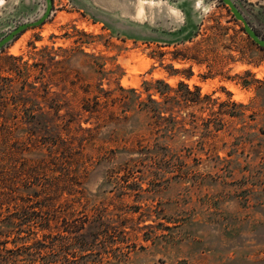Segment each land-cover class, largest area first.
Segmentation results:
<instances>
[{
  "label": "rangeland",
  "instance_id": "1",
  "mask_svg": "<svg viewBox=\"0 0 264 264\" xmlns=\"http://www.w3.org/2000/svg\"><path fill=\"white\" fill-rule=\"evenodd\" d=\"M230 1L264 40V0ZM48 4L42 24L0 50V79L15 77L8 57L39 65L14 81L35 88L12 120L30 151L15 155L54 172L44 173L46 191L0 181V221L22 200L59 212L48 224L0 223L5 248L38 240L49 254L54 237L68 235L65 220L101 214L121 235L91 252L71 246L73 264H264V48L243 22L222 0H0V39ZM94 98L101 108L90 114L83 101ZM158 108L161 121L149 112ZM4 149L0 138V160ZM63 170L58 191L49 180L64 183Z\"/></svg>",
  "mask_w": 264,
  "mask_h": 264
},
{
  "label": "trees",
  "instance_id": "2",
  "mask_svg": "<svg viewBox=\"0 0 264 264\" xmlns=\"http://www.w3.org/2000/svg\"><path fill=\"white\" fill-rule=\"evenodd\" d=\"M5 60L12 62L11 67H9V71L11 74H14L15 77L11 79H4L3 81L2 79H0V138L2 140V146L5 148L3 154H8V157H4L6 166L0 168V181L4 183L12 182L13 185H15V183L18 181L20 183H23V186L26 187H30V185L34 184L32 183V181L43 182V185L41 187L43 191H46L48 185L44 182H48V178H46V174L44 173L48 170L53 171V169L48 168L49 165L45 159L34 161L16 157L15 153L17 151L15 150H17V148L20 147V150L23 149L25 151H30V149L26 145H21L22 142L15 136L16 131L20 127L16 123L17 121L12 122V120L16 118V116H14L16 111L19 113L23 112V114H25L29 110L27 107L29 104H31V101H33V96L31 94H33V91L35 89L33 86H31L30 83L27 82H23L21 87L19 89H16V87L14 86V81H19L20 78L25 75L26 77H28V73L31 70L30 68H38L39 65L36 64L29 67L25 62L20 63V58L18 59L15 57H8ZM85 89H89L88 86H86ZM34 102H37V104H39L37 94ZM83 102V110L89 112L90 114L98 112L101 108V104L97 101L96 98L92 100L86 99ZM150 102L157 105V102L151 99ZM60 107V104H56L54 106V110L57 111ZM157 110H149V112L152 113V118L154 117L155 121H161V111H159L161 109L158 108ZM73 114L75 113L72 112L70 114V117L71 119L75 120V115ZM22 118L25 119V115L22 116ZM110 119L115 120L113 116H111ZM170 120L176 123L174 117L171 116ZM36 125H38V123H35V126L33 124L35 130L31 131V129H29V132L32 133V135L39 132V129L36 127ZM56 128H58V126ZM97 128H99V126L95 129L97 130ZM78 131H83L85 133H88L89 135L92 132L91 129H82L81 127H78ZM57 141H61V143L64 145L63 149H68L69 146L68 144H66L67 141L62 140L61 138H58ZM4 158H1L0 161H4ZM54 160L56 162V159H53V161ZM55 167H60V164L55 163ZM55 171L58 172L57 169H55ZM63 171L64 173H62V171H59V174L61 178H64V183L61 184L60 177H52V180H49V186L56 187L58 191H61L62 189H65V187H67L65 185V182L70 177V172H68V170ZM7 175L10 176L7 178ZM48 197L49 195L44 200H51ZM14 199L15 198H13V200ZM22 201L24 203V206L20 208L19 212L16 213L17 215L14 217L9 216L7 218H4L0 221V223H3L5 221L4 223H11L15 227H17L25 225L27 224V222L29 223L30 221H34L35 219H39L40 224H42V222L48 224L51 221V217L57 215V213L59 212L52 206L51 212V207L49 208V212L47 213H44L42 211L37 212L34 210V207L27 206V204H25L26 202L24 200ZM45 208L48 207L45 206ZM103 219V215L98 214L96 217H89L86 215L83 219L75 218L70 221L65 220L62 232H65L68 235L58 234L57 237H54L52 247L56 248V251L51 248L49 254H43L42 248H46L45 244L41 243L38 240L36 241V246L38 247L35 248L25 245L18 247L15 245L14 249H7L4 246L6 242L1 241V238L5 237L6 231H0V264H17L16 257L23 255L26 257H30L28 264L35 263V260H32L33 258H40L44 261L47 260L46 262H42L40 264L57 263L60 259H64V262L66 264H73V261L68 259L69 255H72L70 256L71 258L76 257L75 254H73L74 252H70L69 250L71 246L76 245L82 253L91 252L94 246H97L98 244H101V246H103L108 238L112 239L113 241L114 235L110 234L117 233L118 235H121L122 232H119V228H110L109 224L107 225ZM49 256L59 258V260L57 259L48 261Z\"/></svg>",
  "mask_w": 264,
  "mask_h": 264
},
{
  "label": "water",
  "instance_id": "3",
  "mask_svg": "<svg viewBox=\"0 0 264 264\" xmlns=\"http://www.w3.org/2000/svg\"><path fill=\"white\" fill-rule=\"evenodd\" d=\"M226 5L229 6L231 12L234 14L235 18L244 24V30L249 35V37L260 47L264 48V40H261L257 37V35L247 26L245 20L243 19L241 13L237 10L234 4L230 0H222ZM50 12V5L48 4L44 14L39 18V20L30 23H24L17 26L15 29L6 34L2 39H0V50L10 44L16 36H18L21 32L26 30L29 27H35L43 23V21L48 17Z\"/></svg>",
  "mask_w": 264,
  "mask_h": 264
}]
</instances>
